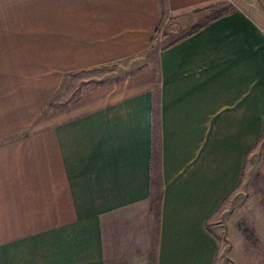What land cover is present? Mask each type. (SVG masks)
<instances>
[{"label":"crops","instance_id":"0c3cea01","mask_svg":"<svg viewBox=\"0 0 264 264\" xmlns=\"http://www.w3.org/2000/svg\"><path fill=\"white\" fill-rule=\"evenodd\" d=\"M263 135L264 0H0V264H216Z\"/></svg>","mask_w":264,"mask_h":264},{"label":"rangeland","instance_id":"374dc122","mask_svg":"<svg viewBox=\"0 0 264 264\" xmlns=\"http://www.w3.org/2000/svg\"><path fill=\"white\" fill-rule=\"evenodd\" d=\"M176 32L164 34L165 38L155 43V51L145 58L146 62L155 65V52L180 35ZM112 69L66 77L58 103L73 101L128 72L121 70L116 75L117 71ZM208 229L220 245L216 264H264V138L249 154L240 186L209 220Z\"/></svg>","mask_w":264,"mask_h":264},{"label":"trees","instance_id":"16d2710c","mask_svg":"<svg viewBox=\"0 0 264 264\" xmlns=\"http://www.w3.org/2000/svg\"><path fill=\"white\" fill-rule=\"evenodd\" d=\"M212 10H213V12L211 14V17L209 18V21L210 22L215 21V20H218V19H221V18H223V17H225L227 15H230L232 13V10L231 9H228V8H226V9L225 8L224 9L223 8H214ZM196 31L197 30L191 32V34L194 33V32H196ZM263 138H264V135H263V137H262L261 140H263ZM261 140H260V142H261ZM260 142L258 143V145L260 144ZM258 145L256 146V148L258 147ZM246 161H247V159H246Z\"/></svg>","mask_w":264,"mask_h":264}]
</instances>
